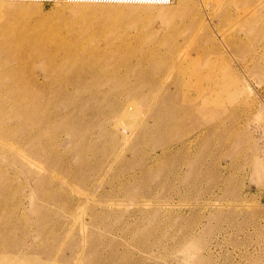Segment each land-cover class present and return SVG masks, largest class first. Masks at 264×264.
Listing matches in <instances>:
<instances>
[{"label": "rangeland", "instance_id": "rangeland-1", "mask_svg": "<svg viewBox=\"0 0 264 264\" xmlns=\"http://www.w3.org/2000/svg\"><path fill=\"white\" fill-rule=\"evenodd\" d=\"M0 264H264V0H0Z\"/></svg>", "mask_w": 264, "mask_h": 264}, {"label": "bare ground", "instance_id": "bare-ground-1", "mask_svg": "<svg viewBox=\"0 0 264 264\" xmlns=\"http://www.w3.org/2000/svg\"><path fill=\"white\" fill-rule=\"evenodd\" d=\"M107 1H110V0H107ZM140 1H144V0H140ZM146 1H148V0H146ZM17 13V12H16ZM33 32V31H32ZM35 36V35H34ZM41 36V35H40ZM33 39V41L32 42H30L29 44H28V47H29V49H31V50H34V51H37V50H39L40 52H44V51H47L48 49H50V48H48L49 46H50V43H51V41H47V39H43V38H41V37H39L38 36V38H35V40H34V38H31V40ZM16 42V41H15ZM65 44V43H64ZM14 45V44H13ZM23 45H25L24 43H23ZM17 47H21V45H16ZM60 48V47H59ZM59 50V49H58ZM58 50H56V51H58ZM26 51H28V50H26ZM49 52H50V50H48ZM49 52H47V53H49ZM51 53H52V50H51ZM27 54V53H26ZM50 54V53H49ZM52 59L53 60H58L59 59V57L57 56V54H54V53H52ZM48 58V57H47ZM16 59H18L19 60V62H21L22 60H20L21 58H20V56H17V58ZM71 60V59H70ZM76 59H74V61H75ZM60 61V60H59ZM63 62H65V61H67L66 59H63L62 60ZM58 63V62H57ZM56 65V64H55ZM64 65H65V63H64ZM96 71V70H95ZM7 72H9L8 70H7ZM19 91V90H18Z\"/></svg>", "mask_w": 264, "mask_h": 264}, {"label": "built area", "instance_id": "built-area-1", "mask_svg": "<svg viewBox=\"0 0 264 264\" xmlns=\"http://www.w3.org/2000/svg\"><path fill=\"white\" fill-rule=\"evenodd\" d=\"M38 1L46 3V4H50V3H54V2H56L58 0H38ZM157 1H158V3H161V2L170 3V2H173L174 0H157Z\"/></svg>", "mask_w": 264, "mask_h": 264}]
</instances>
